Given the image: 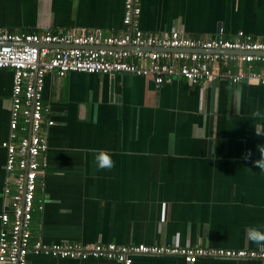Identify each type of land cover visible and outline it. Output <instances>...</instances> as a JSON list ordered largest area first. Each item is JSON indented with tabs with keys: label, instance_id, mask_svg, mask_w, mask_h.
<instances>
[{
	"label": "crops",
	"instance_id": "crops-1",
	"mask_svg": "<svg viewBox=\"0 0 264 264\" xmlns=\"http://www.w3.org/2000/svg\"><path fill=\"white\" fill-rule=\"evenodd\" d=\"M122 16L123 0H0V31L7 32L120 35ZM138 25L143 34L232 39L243 32L263 40L264 0H140ZM11 88L12 72L0 69V214L7 209L1 143L8 139ZM42 103L53 125H42L47 149L33 240L264 250L246 233L264 231V169L255 165L264 120L251 116L264 113V86L175 79L156 87L126 73H48ZM99 150L112 154L111 170L97 168ZM27 264L117 263L37 254ZM133 264L186 263L137 255ZM192 264L264 261L202 257Z\"/></svg>",
	"mask_w": 264,
	"mask_h": 264
},
{
	"label": "built area",
	"instance_id": "built-area-1",
	"mask_svg": "<svg viewBox=\"0 0 264 264\" xmlns=\"http://www.w3.org/2000/svg\"><path fill=\"white\" fill-rule=\"evenodd\" d=\"M139 14L140 0H123L124 33L120 35L99 30L80 35L0 31V69L12 72L8 139L1 143L7 209L0 214V264H27L37 254L78 260L104 258L117 264H133L137 255L178 256L186 264L202 257L264 261V250L114 243L45 245L32 239V214L42 208L35 199L47 149L42 125H53L43 116L46 74L61 78L69 72L126 73L149 78L156 87L175 79L191 85L225 80L264 86V39L243 32L232 39L185 38L174 30L166 35L143 34ZM254 64L258 68L252 70Z\"/></svg>",
	"mask_w": 264,
	"mask_h": 264
},
{
	"label": "clouds",
	"instance_id": "clouds-1",
	"mask_svg": "<svg viewBox=\"0 0 264 264\" xmlns=\"http://www.w3.org/2000/svg\"><path fill=\"white\" fill-rule=\"evenodd\" d=\"M253 119H262L264 120V113H262L259 109L251 113ZM259 127V125L257 126ZM258 136H264L261 132L256 131ZM258 150L261 153V159L255 161V165L259 169H264V146L258 145ZM251 152H248L245 155V159L250 158ZM94 162L98 169L104 170H111L114 167V161L112 159V154H110L107 150H99L96 151L94 156ZM247 238L250 242H254L257 245L264 246V231L259 228L249 227L246 229Z\"/></svg>",
	"mask_w": 264,
	"mask_h": 264
}]
</instances>
